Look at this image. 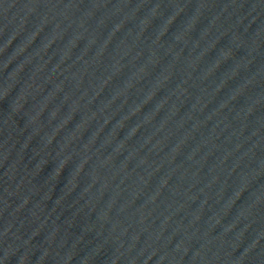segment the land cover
I'll return each instance as SVG.
<instances>
[{
	"label": "water",
	"instance_id": "obj_1",
	"mask_svg": "<svg viewBox=\"0 0 264 264\" xmlns=\"http://www.w3.org/2000/svg\"><path fill=\"white\" fill-rule=\"evenodd\" d=\"M0 264H264V0H0Z\"/></svg>",
	"mask_w": 264,
	"mask_h": 264
}]
</instances>
